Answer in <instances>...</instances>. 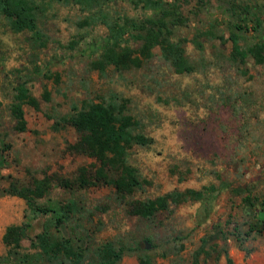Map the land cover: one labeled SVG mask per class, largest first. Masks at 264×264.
<instances>
[{"label": "rangeland", "instance_id": "374dc122", "mask_svg": "<svg viewBox=\"0 0 264 264\" xmlns=\"http://www.w3.org/2000/svg\"><path fill=\"white\" fill-rule=\"evenodd\" d=\"M153 1L160 5L30 0L42 46L28 31H11L0 14V257L6 255L5 227L16 224L23 230L18 253L0 264H59L35 246V235L44 229L81 249L80 264H93L105 242L123 249L116 264H142L141 259L143 264H191L197 251L198 264H264V236L249 227L257 213L264 214V62L255 63L247 52L264 41V0ZM160 6L178 13L169 38H186L191 71L175 72L158 46L138 68H90L98 52L91 46L108 33L105 21L141 20L158 14ZM230 32L238 34L247 52L243 62L232 57ZM126 43L136 46L131 39ZM21 81L38 107L23 105L25 128L15 130L9 105ZM86 102H122L136 121L134 131L151 137L150 144H133L125 155L142 186L119 199L109 185L67 189L52 184L37 202L71 206L68 219L55 224L58 212L33 213L23 199L1 188L6 176L20 183L44 174L72 179L77 167L93 162L68 150L77 137L71 126L52 128L72 106ZM185 188L207 190L202 199L170 204L148 218L129 211L131 201ZM246 191L253 212L241 201Z\"/></svg>", "mask_w": 264, "mask_h": 264}, {"label": "trees", "instance_id": "16d2710c", "mask_svg": "<svg viewBox=\"0 0 264 264\" xmlns=\"http://www.w3.org/2000/svg\"><path fill=\"white\" fill-rule=\"evenodd\" d=\"M75 4L90 5L93 0H71ZM150 4L160 5L157 1L150 0ZM158 14L141 20H133L123 17L121 22H110L106 24L108 33L99 38L90 48L97 50V54L89 62L93 70L104 71L108 66L116 70H128L138 68L143 61L152 54V48L158 46L162 57L170 62L175 72H189L192 67L186 60L184 54V43L186 38L181 37L171 40V27L178 23L177 11L172 8L159 7ZM0 14L7 20L8 26L13 32L28 31L39 45H43L42 34L39 32L33 5L30 0H0ZM257 21V16L253 14ZM239 29V26H236ZM222 39L221 36H216ZM131 39L136 46L126 43ZM228 40L231 43L232 57L238 58L240 62L248 52L255 63L264 62V41L255 42L248 51L242 50L239 44V36L236 32H230ZM194 43L200 46L197 36L193 38ZM75 42L71 41L70 44ZM46 99V94L44 95ZM23 105L38 107V101L33 97L25 83L19 82L15 87V93L9 105V112L14 120L13 128L23 130L25 119ZM59 121L62 124H59ZM67 124L77 134L74 142L67 145L68 150L83 154L93 160L88 164L77 167L74 178L44 174L41 178L31 177L30 181L20 183L18 179L6 176V185L1 188L3 194L15 195L23 199L25 206L33 213L58 212L54 219L55 224H61L68 219L71 206L63 203L58 206L41 205L37 199L41 198L52 184L62 188H86L96 185H109L115 196L119 199L130 195L134 190L140 189L142 181L135 167L126 161V152L133 145H148L151 137L134 131L136 121L125 113L122 102H86L72 110L65 116H60L52 123L53 129ZM206 188L183 190H172L162 195L144 200H134L129 204L132 214L148 218L156 212L165 210L170 204H178L187 200H198L205 196ZM241 201L249 212H253L254 205L250 191L242 196ZM263 213H257L254 223L250 224V231H257L264 236ZM216 230V229H215ZM214 230V231H215ZM219 231V230H218ZM23 230L20 225L10 224L5 227L2 234V242L6 247L5 257L2 261L14 258L18 253L19 242ZM35 246L39 254L45 256L49 261L62 264H80L83 259L81 249L73 247L68 238L51 237L47 230H42L35 235ZM205 243L202 240L201 246ZM201 251V250H200ZM123 249L115 248L111 242H105L96 250L93 264H116L121 258ZM199 251L195 253L191 264L197 263ZM141 259V258H140ZM144 263V260H140Z\"/></svg>", "mask_w": 264, "mask_h": 264}, {"label": "water", "instance_id": "95a60500", "mask_svg": "<svg viewBox=\"0 0 264 264\" xmlns=\"http://www.w3.org/2000/svg\"><path fill=\"white\" fill-rule=\"evenodd\" d=\"M144 248L147 249L148 248V243L147 241L144 240Z\"/></svg>", "mask_w": 264, "mask_h": 264}, {"label": "flooded vegetation", "instance_id": "af4514ba", "mask_svg": "<svg viewBox=\"0 0 264 264\" xmlns=\"http://www.w3.org/2000/svg\"><path fill=\"white\" fill-rule=\"evenodd\" d=\"M249 11H250V13L255 14L257 16L255 11H253V10H249Z\"/></svg>", "mask_w": 264, "mask_h": 264}]
</instances>
